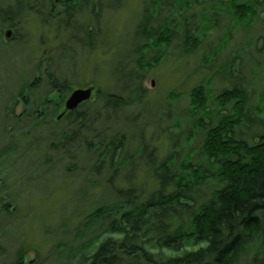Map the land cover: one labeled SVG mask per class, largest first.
Returning <instances> with one entry per match:
<instances>
[{
    "label": "rangeland",
    "instance_id": "rangeland-1",
    "mask_svg": "<svg viewBox=\"0 0 264 264\" xmlns=\"http://www.w3.org/2000/svg\"><path fill=\"white\" fill-rule=\"evenodd\" d=\"M59 1L0 0V264H57V255L92 240L85 216L115 201V189L132 188L142 202L158 189L153 178L158 164L177 153L179 166L188 151L198 159L195 145L187 143L189 94L205 80L212 81L213 94L228 88L218 76L224 62L240 56L231 69L243 78L250 106L257 105L264 83L263 13L248 31L230 29L222 19L189 53L177 31L163 58L147 71L137 70L140 77L130 84L141 56L131 51L143 45L134 31L147 0H87L85 5L74 0L69 27ZM199 3L195 11L206 7ZM16 6L17 15L8 21L3 12ZM227 32V45L217 49ZM212 48L217 56L209 65L204 56ZM127 84L130 89H122ZM138 86L142 96L132 102ZM87 87L94 88L92 97L77 109L84 120L69 125V113L58 119L70 94ZM110 94L126 105L116 112L105 109ZM79 125L83 129L73 147L55 149L63 132ZM194 135L197 142L200 134ZM114 139L121 149L103 159L100 151Z\"/></svg>",
    "mask_w": 264,
    "mask_h": 264
},
{
    "label": "trees",
    "instance_id": "trees-1",
    "mask_svg": "<svg viewBox=\"0 0 264 264\" xmlns=\"http://www.w3.org/2000/svg\"><path fill=\"white\" fill-rule=\"evenodd\" d=\"M199 1L206 7L195 11ZM73 2H57L63 7L66 27L75 14ZM81 2L85 5L87 0ZM21 3L29 4V0ZM53 6L49 14L54 12ZM18 9L2 15L11 21ZM262 13L264 0H147L134 31L143 45L131 51L141 56L134 61L130 84L140 77L139 70L147 71L163 58L177 31L181 46L189 53L202 45L201 38L222 19L228 20L230 29L248 31ZM221 38L219 50L227 45L229 32ZM216 48L204 56L209 65L217 56ZM146 53L153 55L145 60ZM237 58L240 60L239 55ZM237 60L219 68L218 76L228 88L213 94L212 81L205 80L189 94L192 134L188 133L187 143L195 145L198 159H192L188 151L179 166L177 153L158 164L153 173L158 189L142 202L132 188L115 189V201L85 216L84 229L93 228L92 240L69 247L64 256L57 255V264H264V83L257 105L252 102L250 106L243 78L231 69ZM130 84L122 89H130ZM133 94L132 102L141 98L140 86ZM122 105H126L122 97L110 94L104 98L105 109L116 112ZM84 118L85 113L75 110L66 119L72 125ZM79 126L63 132L55 149L72 148L83 129ZM195 133L200 134L197 142ZM121 147L114 139L99 154L111 160ZM100 163L103 161L95 165V171Z\"/></svg>",
    "mask_w": 264,
    "mask_h": 264
},
{
    "label": "water",
    "instance_id": "water-1",
    "mask_svg": "<svg viewBox=\"0 0 264 264\" xmlns=\"http://www.w3.org/2000/svg\"><path fill=\"white\" fill-rule=\"evenodd\" d=\"M8 35H9V33L6 34V38H8ZM93 91H94V88H92V87L74 90L70 94V96L67 98V100L65 101L64 113L62 115L58 116V119H60L65 113H71V112L77 110V108L81 104L88 102L92 97ZM20 115L21 114L19 113L18 116H20Z\"/></svg>",
    "mask_w": 264,
    "mask_h": 264
}]
</instances>
